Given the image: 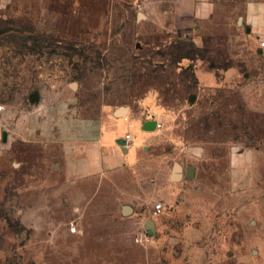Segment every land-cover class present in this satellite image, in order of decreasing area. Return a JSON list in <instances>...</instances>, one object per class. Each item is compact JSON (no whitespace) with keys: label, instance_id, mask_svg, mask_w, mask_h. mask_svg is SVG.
Returning a JSON list of instances; mask_svg holds the SVG:
<instances>
[{"label":"rangeland","instance_id":"374dc122","mask_svg":"<svg viewBox=\"0 0 264 264\" xmlns=\"http://www.w3.org/2000/svg\"><path fill=\"white\" fill-rule=\"evenodd\" d=\"M207 1L0 0V264H264V0ZM120 106L152 179L68 174L58 122Z\"/></svg>","mask_w":264,"mask_h":264},{"label":"crops","instance_id":"0c3cea01","mask_svg":"<svg viewBox=\"0 0 264 264\" xmlns=\"http://www.w3.org/2000/svg\"><path fill=\"white\" fill-rule=\"evenodd\" d=\"M177 15L176 29L187 34L191 26L196 23L197 17L207 15L211 8L207 0H181ZM248 13L253 18L263 16L264 6L252 3L248 6ZM263 20L259 25H263ZM117 109V108H116ZM102 116L101 118H84L67 116L55 126L58 150L56 153L62 157V163L68 174L77 177L102 176L120 169L126 175L133 174V183L137 185L138 179L144 174V179H152L153 157L148 154L149 139L155 135V129L145 128L149 118L132 115L129 111ZM128 112L126 117L123 115ZM140 125L138 135L133 128ZM53 130V129H52ZM129 132L131 143L121 144L124 135ZM182 166L180 171L182 172ZM135 171V172H134ZM142 184V183H140ZM146 190H152L151 185L145 183Z\"/></svg>","mask_w":264,"mask_h":264},{"label":"built area","instance_id":"2783aa9c","mask_svg":"<svg viewBox=\"0 0 264 264\" xmlns=\"http://www.w3.org/2000/svg\"><path fill=\"white\" fill-rule=\"evenodd\" d=\"M259 46L261 48H264V32L259 36ZM161 124L160 122L158 121V119H156V127H159ZM131 143V135L129 132H127L125 135H124V145L128 146L129 144ZM165 208V204L162 202V201H157L153 204V214L155 215H159ZM69 230L74 232L76 231V225H74L73 223L70 225L69 227ZM142 235H138V236H135V240L139 241L141 240Z\"/></svg>","mask_w":264,"mask_h":264},{"label":"water","instance_id":"95a60500","mask_svg":"<svg viewBox=\"0 0 264 264\" xmlns=\"http://www.w3.org/2000/svg\"><path fill=\"white\" fill-rule=\"evenodd\" d=\"M189 99H192V95L189 96ZM126 111V107L125 106H120L116 109V113H123ZM156 127V119H148L145 123V128L147 129H154ZM121 144L124 145V139L122 138V140L120 141ZM179 169L180 166L178 163H175L174 165V172H173V177L174 178H178L179 177ZM191 171V170H189ZM130 210L129 206H125L124 207V212H128ZM146 228H148L150 230V233L154 230V223L151 220H148L146 222Z\"/></svg>","mask_w":264,"mask_h":264}]
</instances>
